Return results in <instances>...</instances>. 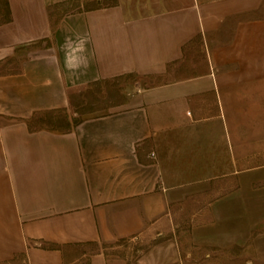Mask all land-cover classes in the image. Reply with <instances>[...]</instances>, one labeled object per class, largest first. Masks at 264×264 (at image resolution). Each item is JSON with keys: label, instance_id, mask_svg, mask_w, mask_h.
I'll use <instances>...</instances> for the list:
<instances>
[{"label": "crops", "instance_id": "1", "mask_svg": "<svg viewBox=\"0 0 264 264\" xmlns=\"http://www.w3.org/2000/svg\"><path fill=\"white\" fill-rule=\"evenodd\" d=\"M70 1L87 0H0V65L42 42L0 69V261L127 264L111 248L152 239L137 264H180L176 194L258 159L264 0H96L54 18ZM194 39L202 61L187 68ZM124 74L161 80L69 129L29 127Z\"/></svg>", "mask_w": 264, "mask_h": 264}, {"label": "rangeland", "instance_id": "2", "mask_svg": "<svg viewBox=\"0 0 264 264\" xmlns=\"http://www.w3.org/2000/svg\"><path fill=\"white\" fill-rule=\"evenodd\" d=\"M114 0H102L104 4ZM96 0H87L78 6L70 1L54 8L56 12L95 5ZM0 15V20L2 19ZM42 42L17 48L13 58L0 65L1 70H16L27 50ZM184 66L202 61L200 40L194 39ZM193 62V63H192ZM173 68V66H172ZM189 72V71H188ZM184 70L183 73L186 74ZM160 77L124 74L95 83L75 87L71 92V105L65 111H56V119L63 115L88 116L116 109L126 101L137 84L154 83ZM48 115L41 112L32 121L34 126L63 128L65 123L54 125L40 118ZM264 125V124H263ZM262 142V143H261ZM237 167L239 163L237 161ZM245 165V167H243ZM237 168L226 177L211 181L195 182L178 192L170 203L181 258L180 264H264V136H258V159L240 161ZM152 239L144 241H120V246L111 248L114 256H121L127 264H137L140 250L146 249ZM0 264H26L22 256H15ZM72 264H87L85 259Z\"/></svg>", "mask_w": 264, "mask_h": 264}, {"label": "trees", "instance_id": "3", "mask_svg": "<svg viewBox=\"0 0 264 264\" xmlns=\"http://www.w3.org/2000/svg\"><path fill=\"white\" fill-rule=\"evenodd\" d=\"M2 12L4 13L5 15V18H8V7L5 6L4 8H2ZM104 80V79H103ZM97 81H101V80H97ZM97 81H94L92 83H95ZM65 109H53V110H48V111H44L43 113H45L47 116V118H40V121H43L45 123H54V125H58L60 126V124L62 123H65L64 124V127L63 128H58V127H49V128H52V129H60V130H66V129H69L72 125L78 123L81 119V116L79 117H76V116H72V120H69L68 118H66L64 115L62 117H57L56 119H54L51 114L53 112H56V111H64ZM36 114L37 113H34V115H32L30 118L27 119V122H28V125L30 128H35V127H38V126H34L32 125V121L35 120V117H36Z\"/></svg>", "mask_w": 264, "mask_h": 264}]
</instances>
